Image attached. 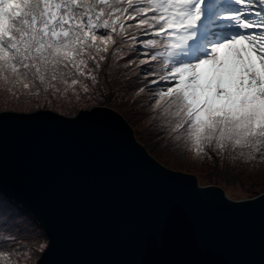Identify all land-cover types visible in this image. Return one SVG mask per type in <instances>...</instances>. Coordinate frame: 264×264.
Masks as SVG:
<instances>
[{
	"label": "snow or ice",
	"instance_id": "6c2138e0",
	"mask_svg": "<svg viewBox=\"0 0 264 264\" xmlns=\"http://www.w3.org/2000/svg\"><path fill=\"white\" fill-rule=\"evenodd\" d=\"M0 99L3 124L112 125L178 182L125 114L193 165L264 161V0H0ZM52 246L37 214L0 186V264H47Z\"/></svg>",
	"mask_w": 264,
	"mask_h": 264
},
{
	"label": "water",
	"instance_id": "95a60500",
	"mask_svg": "<svg viewBox=\"0 0 264 264\" xmlns=\"http://www.w3.org/2000/svg\"><path fill=\"white\" fill-rule=\"evenodd\" d=\"M125 119L146 153L183 181L158 174L106 123H0V186L20 195L53 237L51 252L40 259L264 264V205L258 203L264 194L239 198L226 187L204 186L200 171L169 168Z\"/></svg>",
	"mask_w": 264,
	"mask_h": 264
},
{
	"label": "rangeland",
	"instance_id": "374dc122",
	"mask_svg": "<svg viewBox=\"0 0 264 264\" xmlns=\"http://www.w3.org/2000/svg\"><path fill=\"white\" fill-rule=\"evenodd\" d=\"M0 99V103H2ZM133 122L136 120V125L139 138L142 142L169 162V168L200 171L202 184L204 186H220L226 187L239 198H256L264 194V161L254 163H238L233 170L232 165L226 162V168L221 169L219 164L213 166L211 161L204 163H193L189 160H182L179 156L165 154L163 148L156 149V141L151 137V132L146 124L137 120L135 114L129 116ZM228 182H225V178ZM42 253L40 254V258Z\"/></svg>",
	"mask_w": 264,
	"mask_h": 264
}]
</instances>
